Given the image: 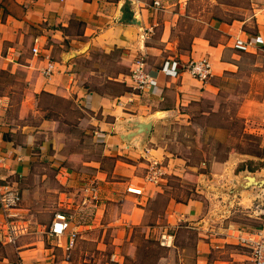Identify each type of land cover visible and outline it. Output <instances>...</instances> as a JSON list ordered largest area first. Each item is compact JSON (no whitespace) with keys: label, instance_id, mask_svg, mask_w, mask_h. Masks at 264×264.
<instances>
[{"label":"crops","instance_id":"1","mask_svg":"<svg viewBox=\"0 0 264 264\" xmlns=\"http://www.w3.org/2000/svg\"><path fill=\"white\" fill-rule=\"evenodd\" d=\"M124 1L0 0V72L10 77V86L0 83V187L10 183L20 192L21 203L14 223L25 228L13 243L8 242L0 214V264H76L74 245L69 247L71 232L76 239L100 232L101 244L109 230L113 253L104 254L108 257L104 264L135 260L137 247H131L134 238L128 228H142L145 237L157 241L162 235L172 237L170 247L166 248L167 258H160L156 264L250 263V254L237 249H248L245 241L257 235L264 238V166L254 173H236L239 164L257 159L230 152L223 162L212 158L191 166L186 159L170 157L164 149L149 147L158 124L171 117L186 116L191 107L206 98L215 99L219 88L213 81L236 69L239 51L251 55L264 52V0H252V35L244 32L243 22L215 23L210 26L215 37L198 34L191 40L190 51L180 50L179 36L172 43L175 22L185 15L190 0H178V12L173 11L164 19L158 39L162 48L147 43L156 27V8L147 0H130L140 25L119 23ZM73 21L82 23L81 35H75ZM63 30H67L65 34ZM36 38L40 48L37 56L31 53ZM57 49L61 53L72 52L68 60L89 56L92 50L104 55L117 51L118 68L107 81L125 84L130 91L113 94L103 88L87 87L76 74L65 72L71 65L63 63L62 54L60 62L55 60V72L50 77L43 76L45 57L49 55L54 60ZM137 57L148 61L146 68L156 79L153 91L131 87L129 73ZM204 58L211 68L207 82H199L187 72L175 77L160 72L173 60L183 64ZM18 80L24 91H16L14 83ZM47 98L63 103V109L47 104ZM12 110H17V118L22 122L10 121L8 114ZM237 111L245 122V130L257 136L264 149V95L241 100ZM32 112L49 116L31 126L24 121ZM147 122L151 123L149 132H138L137 125ZM74 125L80 137L86 136L99 148L97 157L68 151L72 132L60 128L72 129ZM65 161L88 168L86 179L90 182L85 185L95 184L97 198L92 199L85 192L86 186L79 189L78 180L82 177L78 173L60 167L55 178L62 186H76L81 195L75 200L68 197L74 204V222L70 231L57 240L48 234L53 218L51 222L44 218L50 205L48 198L44 201L42 197L43 191L55 190L41 181L45 176L37 174L35 167L49 162L58 166ZM152 163L157 165L161 177L155 183H147L145 176ZM187 176L195 181L197 198L182 202L167 196L161 214L153 215L154 221L146 223L148 211L169 188L168 178L184 181ZM248 177L258 184L249 183ZM130 186L141 189L142 195L128 193L126 188ZM60 196L67 198L66 194ZM63 200H59L60 211L67 209ZM236 212H242L244 221L236 220ZM249 223L260 225L253 227ZM122 246H128L129 254L123 252ZM228 246L237 248L225 250ZM102 248L97 250L103 251ZM223 254L228 259H221Z\"/></svg>","mask_w":264,"mask_h":264},{"label":"rangeland","instance_id":"2","mask_svg":"<svg viewBox=\"0 0 264 264\" xmlns=\"http://www.w3.org/2000/svg\"><path fill=\"white\" fill-rule=\"evenodd\" d=\"M147 1L148 3L150 2L152 7L156 8L154 10L156 27L150 34L151 36L148 37L147 43L162 48L158 42L162 30V23L167 16H171V12H178V7L175 5L178 0ZM154 1H157L159 5L154 6ZM253 3L254 1L252 0H199L189 10V12L193 14V20H181L177 24V19L175 22L172 43L175 44L177 37L179 36L186 38L185 42L184 40H181V47L187 45L190 42V35L196 33L208 37H215L214 31H212V29H207L206 26V22L210 17H219L225 21H228L232 18L240 19L245 24L243 27H245L249 32H253ZM250 8H252V10H250ZM164 9H167L169 12L165 14L162 11ZM211 25H213V23ZM184 29H186L187 33L185 36L184 34L180 33V30ZM70 53L72 52L63 51V53H61L60 50L57 49L54 61H59V55L62 54L64 56L63 63H65L66 66L67 64H69V66L71 65L69 70H66L65 72L76 74L79 81L83 84L85 83V85H87L89 88H103L106 85L107 77L113 76L117 71L119 61V53L117 51L110 55H104L97 50H92L90 51L89 56H78V58L68 60L72 57ZM238 54L239 56L236 69H234L233 72L223 74L219 81H213V83L217 84L219 88L218 95L215 97V99H212L210 102L205 100L199 106L191 107L185 113L186 116L184 117H171L164 121L162 125L158 124L156 136L153 142H150L149 144L150 148L164 149V151L169 154L170 157L186 159L187 162L192 165H197L202 159L212 160V157L216 155L220 157L225 156L227 150L234 148L237 141L232 138V129L229 131H220L214 128L206 127L216 125H226L227 127H230L229 124L232 121L231 115H233V112L237 110L241 100L250 98L251 96L260 97L261 95H264V52L260 51L258 52V55H251L248 52L239 51ZM170 55H172V53ZM72 61L75 62L73 63ZM145 62L148 61L145 60ZM20 76H22V73H20ZM0 82L4 86H10V77L1 74ZM14 84L17 92L25 90L20 80ZM15 98L19 99L20 97ZM46 102H48L47 104L49 105H55L61 109H63L64 106L63 103H59L53 99L49 100L47 98ZM13 109H16L15 106ZM200 110H210L217 112V114L215 113V117L211 118L210 120H207V115H204V118H198L197 114H199ZM17 115V110H12L8 114V117L10 121L14 119L16 122H22L21 120H18ZM45 116H49V113H46ZM45 116L44 114L40 115L38 113L32 112L28 115L24 122L31 126H36L41 118ZM69 126H61L60 128L61 130H70L72 132V137L67 144L68 151L70 153H80L83 155V157H97L99 154V148H97V146L93 144L89 138H86V136L80 137L79 131L75 128V125L72 127V129ZM38 141L40 142V140ZM218 142L222 144V148L219 152L215 151L216 143ZM243 163L245 162H242V164ZM50 164L52 163H38L35 169L37 170V174H40V176H45V179L41 177V181H43V183L47 182L48 187L52 190H55V192L43 191L42 193L44 201L48 198L50 209H48L47 212H44L48 213L47 216H44L45 214L41 215H43L44 218L49 219L51 222L53 213H55L54 209H58L60 211L59 202L61 201L59 200L61 198L64 199L62 201V205H66L67 208L70 207L74 210V204L71 202L73 200H68V197L74 198L75 200L81 195L80 190L77 191L76 186L69 187L67 184L62 186L55 178L60 167H67V169L78 173L80 177H82V179L78 180V183L81 184L79 189L86 186L85 184L89 183L90 181H87L86 179L89 174L88 168L86 167L81 165H72L66 161L58 166H51ZM242 164H239L238 166ZM256 165L257 161L254 162L251 167H256ZM173 178L174 177L168 178L167 183L169 188L166 191V194L159 196L156 199L154 207L148 211L145 219L146 223L154 221L153 215L161 214L162 207L166 202L167 196H171L172 198L182 202H184V200L189 197L197 198V195L194 193L193 186L195 181H193L192 177L187 176L184 181L177 177L174 179ZM61 193L66 194L67 198L60 196ZM65 209L66 208H64V210ZM91 215L92 213L88 214L89 217ZM234 216L236 217V220L244 221L242 220L244 218L242 212H236ZM249 224L253 227L260 225L258 223ZM128 230H130L129 235L134 238V244H132L131 247H137V253L135 260L127 258L125 260L126 264H156L160 258H167L168 253L166 247H161L154 242H150L152 239L145 237L146 232L143 231L142 228H133L132 230L128 228ZM99 235L100 232H96L94 235H88V238L86 239L78 238L75 240L73 260L76 264H104V261L108 260V257H106L104 254L113 253L110 231L107 230L106 233H104V238L101 244L99 243ZM183 237H186V234H183ZM189 239V250L191 253L193 245V237L191 234L189 235ZM97 248H102L104 250L100 251L97 250ZM230 248L231 246H228L225 248V250H230ZM122 250L123 252L129 254L128 246H122ZM237 251L246 252V254H249L250 250L241 248V250L237 249ZM85 254L88 256L85 257ZM220 258L223 260L228 259L226 254L220 255ZM83 260L86 262H83ZM239 264L252 263L245 262Z\"/></svg>","mask_w":264,"mask_h":264},{"label":"built area","instance_id":"3","mask_svg":"<svg viewBox=\"0 0 264 264\" xmlns=\"http://www.w3.org/2000/svg\"><path fill=\"white\" fill-rule=\"evenodd\" d=\"M159 3L154 2V6ZM251 44V43H249ZM32 55H39V39L33 41L31 48ZM46 66L42 71L43 76L50 77L56 70V62L48 55L45 57ZM165 76L175 77L182 72H187L191 77L199 82H207L210 79V63L207 59H200L197 61H189L187 63H180L176 60L170 62L167 67L160 71ZM129 81L134 90H154L156 87V79L150 75L146 68V62L143 57H137L129 73ZM161 173L157 169L155 163L150 164L147 168L145 182L155 183L160 179ZM85 192L91 196L92 199L97 198V189L94 183H90L85 188ZM128 193L136 196H141L142 191L139 188L130 186L126 188ZM21 203L20 192L10 183H5L0 187V214L3 217L6 225V240L13 243L18 235L25 232V228L14 223L18 218L17 210ZM75 210L67 208L64 211H59L54 214L53 220L48 228L50 237L60 239L66 232L70 231L71 224L75 217ZM76 239V234L71 232L69 247H73ZM172 237L170 235H162L158 240L161 247H170ZM246 247L250 250V261L252 264H264V238L257 235L255 239H248L245 241Z\"/></svg>","mask_w":264,"mask_h":264},{"label":"trees","instance_id":"4","mask_svg":"<svg viewBox=\"0 0 264 264\" xmlns=\"http://www.w3.org/2000/svg\"><path fill=\"white\" fill-rule=\"evenodd\" d=\"M199 0H190L187 2L186 5V9H185V15L182 17H179L178 22H180L181 20H193V14H191L189 12V10L191 9V7L194 6V4H196ZM250 10H252V8H250ZM233 21H239L242 22V20L237 19V18H232L228 21H225L219 17H210L208 19V21L206 22V26L207 29H211L210 26H212L211 24L213 23H225V24H231ZM73 26H74V33L75 35H81L80 33V28L82 26V23L79 21H73ZM244 32L247 35H252L251 32H249L247 29H245V27H243ZM67 30H63V33L65 34ZM181 34H187L186 33V29L184 30H180ZM191 34V33H188ZM69 35V34H67ZM198 36V34H191L190 35V42L187 45H184L181 47L180 45V50L183 51H190V43L191 40ZM180 38V43L181 40H184V42L186 41L185 37H179ZM210 44H212V42L210 41ZM4 74L8 77V75L5 72H0V75ZM1 83V82H0ZM216 85V84H215ZM217 86V85H216ZM104 90H109L112 91L111 93H119V94H123L125 92L130 91L129 87H126L125 84H120V83H116V82H111V81H107L106 85L103 87ZM95 90H99V89H95ZM210 102L212 99L206 98L204 99L202 102L200 103H196V105H200L201 103H203L204 101ZM239 106V105H238ZM238 110V107H237ZM234 111L233 115H231V123L229 124L230 127H227L226 125H220V126H207L206 128L210 127V128H214L216 130H224V131H229V130H233V135L232 138L235 139L237 141L236 145L234 146V148H231L229 150L226 151V155L225 156H214L212 158H214L216 161L218 162H223L226 160L228 154L230 152H234V153H238L241 155H246V156H250L252 158L257 159V165L256 167H251L255 161H246L245 163H243L242 165L238 166L236 169V173L239 172H243V171H248L249 173H254L255 171L259 170L260 168H262L264 166V149L260 147V141L259 138L253 134L248 133L245 130V122L242 118H240L238 116V111ZM217 114V112L214 111H204V110H200L198 115V118H204V115H207V120H210L211 118L215 117V115ZM196 115V116H197ZM255 142V143H254ZM255 144V145H254ZM222 148V144L220 142L216 143V147H215V151L219 152ZM201 161L206 162L205 159L200 160L198 163H200ZM188 165H191L188 163ZM191 166H195V165H191ZM175 178V177H174ZM173 178V179H174ZM152 239V238H150ZM150 242H154L155 244H158V241H156L155 239H152V241L150 240ZM232 248L236 249L237 247L231 246Z\"/></svg>","mask_w":264,"mask_h":264},{"label":"water","instance_id":"5","mask_svg":"<svg viewBox=\"0 0 264 264\" xmlns=\"http://www.w3.org/2000/svg\"><path fill=\"white\" fill-rule=\"evenodd\" d=\"M119 23L129 24V25H140V22L134 17V13L131 9V1L125 0L122 6L120 7V17L118 19ZM138 132L148 133L151 128V123H140L137 125ZM253 179L248 177V182ZM258 184V183H255Z\"/></svg>","mask_w":264,"mask_h":264},{"label":"bare ground","instance_id":"6","mask_svg":"<svg viewBox=\"0 0 264 264\" xmlns=\"http://www.w3.org/2000/svg\"><path fill=\"white\" fill-rule=\"evenodd\" d=\"M250 182H251V183H256L257 180L255 179V181H254V179H251Z\"/></svg>","mask_w":264,"mask_h":264}]
</instances>
